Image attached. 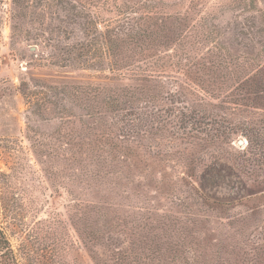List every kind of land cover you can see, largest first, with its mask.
<instances>
[{
    "label": "rangeland",
    "instance_id": "374dc122",
    "mask_svg": "<svg viewBox=\"0 0 264 264\" xmlns=\"http://www.w3.org/2000/svg\"><path fill=\"white\" fill-rule=\"evenodd\" d=\"M261 140L264 0H0V264H264Z\"/></svg>",
    "mask_w": 264,
    "mask_h": 264
},
{
    "label": "trees",
    "instance_id": "16d2710c",
    "mask_svg": "<svg viewBox=\"0 0 264 264\" xmlns=\"http://www.w3.org/2000/svg\"><path fill=\"white\" fill-rule=\"evenodd\" d=\"M264 142L261 140L260 141V144H257V149L258 151L260 152L262 150V146H263ZM5 240H4V237L2 236V234L0 233V246L2 245V243H4ZM6 243V242H5Z\"/></svg>",
    "mask_w": 264,
    "mask_h": 264
},
{
    "label": "water",
    "instance_id": "95a60500",
    "mask_svg": "<svg viewBox=\"0 0 264 264\" xmlns=\"http://www.w3.org/2000/svg\"><path fill=\"white\" fill-rule=\"evenodd\" d=\"M241 143H242L241 141L238 142V144H241Z\"/></svg>",
    "mask_w": 264,
    "mask_h": 264
}]
</instances>
